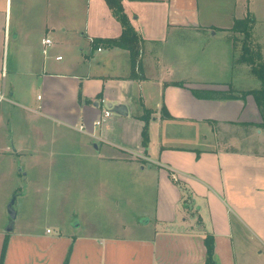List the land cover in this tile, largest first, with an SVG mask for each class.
<instances>
[{
    "label": "crops",
    "instance_id": "0c3cea01",
    "mask_svg": "<svg viewBox=\"0 0 264 264\" xmlns=\"http://www.w3.org/2000/svg\"><path fill=\"white\" fill-rule=\"evenodd\" d=\"M122 1L143 39L137 65L129 49L94 42L123 32L106 0H0V81L6 84L9 75L31 81L38 93L27 100L35 111L46 114L48 123L92 140L95 151L89 154L98 174L119 175L129 188L135 173L157 172L154 211L136 226V234L130 223L123 224L126 234L74 237L0 228V264L7 235L4 264H64L70 246L69 264H201L209 234L215 236L219 264H264V249L249 246L254 237L264 246V152L218 147L215 131L219 124L261 122L258 104L252 94L209 99L192 92L231 86L198 77L196 46L209 61L224 62L219 39L230 36L235 19L251 9L263 15L264 0L257 11L252 4L258 0ZM37 20L45 35L35 40ZM45 37L53 40L46 54ZM256 46L264 59V40ZM233 59L228 56L227 66L218 64L216 70L230 69ZM110 102L124 103L128 114L112 112L97 125ZM134 152L146 162L132 160ZM186 190L191 206L183 203Z\"/></svg>",
    "mask_w": 264,
    "mask_h": 264
},
{
    "label": "rangeland",
    "instance_id": "374dc122",
    "mask_svg": "<svg viewBox=\"0 0 264 264\" xmlns=\"http://www.w3.org/2000/svg\"><path fill=\"white\" fill-rule=\"evenodd\" d=\"M261 1L252 4L254 10L263 8ZM254 12L251 9L248 14L258 17L253 27L256 48L257 42L264 40V14ZM37 17H40L38 13ZM42 20H37L33 27L35 40L45 35ZM236 35L241 39L237 40V51L229 34L219 39L220 48L225 46L226 50L224 62L209 61L196 46L197 75H203L204 80H225L239 91L258 88L261 81L251 72V66L237 61L243 35ZM228 56H234L230 69L224 67L218 72L217 65L227 66ZM5 85L9 93L15 91L10 95L16 103L0 105V228L7 232L10 224L7 205L16 195L17 217L14 229L9 233L46 232L49 236L63 233L72 237L91 233L126 234L123 224L130 223L131 233L136 234V226L144 223L154 211L157 172L132 174L129 188L119 175L107 171L98 174L99 167L93 165V157L89 154L95 151L92 140L74 130L48 123L46 114L35 111V106L27 100L30 96L36 98L38 93L31 81L9 75ZM218 126L215 130L218 147L264 152V128L247 124ZM134 153H131L132 160L146 162L145 156ZM168 170L175 180H179L174 170ZM189 193L186 190L183 195L186 206L193 203ZM198 207L195 206V210ZM249 246L264 249L255 237Z\"/></svg>",
    "mask_w": 264,
    "mask_h": 264
},
{
    "label": "trees",
    "instance_id": "16d2710c",
    "mask_svg": "<svg viewBox=\"0 0 264 264\" xmlns=\"http://www.w3.org/2000/svg\"><path fill=\"white\" fill-rule=\"evenodd\" d=\"M110 8L112 9L114 15L121 21L123 25V32L120 37L107 38V39H94L96 44L100 42H107L110 46H120L130 50L132 63L137 65L140 63V55L142 48V36L138 33L134 25L132 24L130 17L125 11L122 0H106ZM254 17L250 14L244 18L235 19L234 25L230 31L229 37H232L235 49L237 50V40H241L236 34L240 33L243 35L242 40V52L240 58L237 59L239 62H245L251 66V72L261 81V86L252 89L238 90L232 85L225 90H212L204 88H193L192 92L195 96L199 98H209V99H235V98H245L247 95L252 94L258 104L259 111L262 115V121L257 123L258 127L264 128V59L262 58L261 51L258 48H254L252 40V24H254ZM256 49V50H255ZM173 84L181 85L183 82H174ZM146 114V115H145ZM142 115L145 118L146 123L142 131V140L144 145L149 142V114L150 111L147 110L146 113ZM148 114V116H147ZM147 116V117H146ZM245 124V123H243ZM255 125V126H256ZM179 184V180H175ZM3 245V251L1 256V264H4L5 256L8 248L9 237L5 238ZM205 243L207 245V257L206 260L201 264H219L215 259V236L209 234L205 237ZM73 246H70L67 256L64 260V264L70 263V256L72 253Z\"/></svg>",
    "mask_w": 264,
    "mask_h": 264
},
{
    "label": "built area",
    "instance_id": "2783aa9c",
    "mask_svg": "<svg viewBox=\"0 0 264 264\" xmlns=\"http://www.w3.org/2000/svg\"><path fill=\"white\" fill-rule=\"evenodd\" d=\"M43 45H44V48H43V51L44 53L46 54L48 51V46L52 45L53 44V40L50 38V37H45L42 41ZM62 56H58V58H61ZM2 77L4 78L5 75H6V71H2L1 73ZM4 79H2L0 81V104L1 103H4V102H11V103H14V99L11 97L9 91L7 90L6 88V85L3 81ZM112 114V111L109 107H107L102 116L96 120V124L97 125H101L108 117H110V115ZM85 126L84 125H81L80 126V129H84ZM48 231H50V229H48Z\"/></svg>",
    "mask_w": 264,
    "mask_h": 264
},
{
    "label": "water",
    "instance_id": "95a60500",
    "mask_svg": "<svg viewBox=\"0 0 264 264\" xmlns=\"http://www.w3.org/2000/svg\"><path fill=\"white\" fill-rule=\"evenodd\" d=\"M108 107L111 109L112 112H116L119 114L126 115L128 114V107L124 103L114 104L112 102L108 103ZM15 202H16V195L12 197L9 201L7 207L10 214V224L7 226V231H12L14 229V220L17 217V210L15 209Z\"/></svg>",
    "mask_w": 264,
    "mask_h": 264
}]
</instances>
